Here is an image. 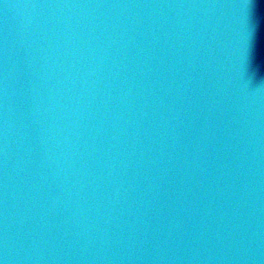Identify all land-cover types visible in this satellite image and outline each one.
I'll return each mask as SVG.
<instances>
[{"label": "water", "instance_id": "obj_1", "mask_svg": "<svg viewBox=\"0 0 264 264\" xmlns=\"http://www.w3.org/2000/svg\"><path fill=\"white\" fill-rule=\"evenodd\" d=\"M0 0L3 264H264V0Z\"/></svg>", "mask_w": 264, "mask_h": 264}, {"label": "snow or ice", "instance_id": "obj_2", "mask_svg": "<svg viewBox=\"0 0 264 264\" xmlns=\"http://www.w3.org/2000/svg\"><path fill=\"white\" fill-rule=\"evenodd\" d=\"M255 7L253 0H248V8ZM248 44L252 41L262 30H264V19H254L251 22L247 19ZM0 264H3L0 261Z\"/></svg>", "mask_w": 264, "mask_h": 264}]
</instances>
